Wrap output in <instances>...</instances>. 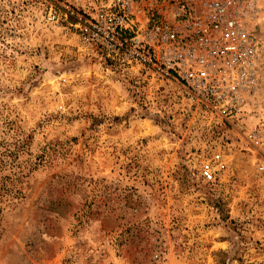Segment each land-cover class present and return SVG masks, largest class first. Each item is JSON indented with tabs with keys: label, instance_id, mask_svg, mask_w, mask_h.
Here are the masks:
<instances>
[{
	"label": "rangeland",
	"instance_id": "374dc122",
	"mask_svg": "<svg viewBox=\"0 0 264 264\" xmlns=\"http://www.w3.org/2000/svg\"><path fill=\"white\" fill-rule=\"evenodd\" d=\"M41 2L0 0V264H264V84L254 149Z\"/></svg>",
	"mask_w": 264,
	"mask_h": 264
},
{
	"label": "built area",
	"instance_id": "2783aa9c",
	"mask_svg": "<svg viewBox=\"0 0 264 264\" xmlns=\"http://www.w3.org/2000/svg\"><path fill=\"white\" fill-rule=\"evenodd\" d=\"M41 7L46 24L72 28L118 65L175 83L191 111L235 123L252 148L261 146L264 52L241 0H42ZM257 166L264 170V159ZM204 176L213 179L212 171Z\"/></svg>",
	"mask_w": 264,
	"mask_h": 264
}]
</instances>
